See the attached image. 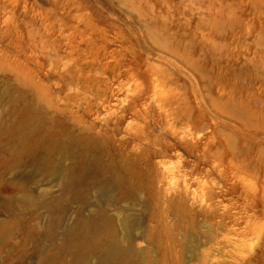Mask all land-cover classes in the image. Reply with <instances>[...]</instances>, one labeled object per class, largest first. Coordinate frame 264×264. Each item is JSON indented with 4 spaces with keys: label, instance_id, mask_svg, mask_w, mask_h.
<instances>
[{
    "label": "rangeland",
    "instance_id": "obj_1",
    "mask_svg": "<svg viewBox=\"0 0 264 264\" xmlns=\"http://www.w3.org/2000/svg\"><path fill=\"white\" fill-rule=\"evenodd\" d=\"M41 13L55 17L53 34L62 19L74 24L82 15L107 28L108 53L100 63L113 60V66L118 60L119 69L132 73H109L116 74L109 80L111 104L153 76L173 86L181 105L189 106L188 136L179 128L176 141L161 127L155 132L166 151L150 172L151 193L165 192L172 213L166 228L150 232L158 248L141 254L152 264H264V0H0V224L8 227L0 232V264H38L42 253L57 256L58 264H96L95 256L77 261L62 249L66 229L79 215H98L106 199L90 183L93 172L80 177L74 170L64 190L37 169L39 155L17 159L12 106L1 99L3 91H44L31 87L27 71L17 74V60L35 70L29 33L34 22H42ZM83 74L94 88L87 96L105 90L103 69L84 66ZM46 83L57 90L54 80ZM55 95L58 100L64 93ZM96 109L104 112L99 104ZM42 190L61 204L20 202L23 194ZM82 190L86 197L80 200ZM139 201L117 206L143 220L157 203ZM107 206L115 215L117 206ZM138 244L147 246L145 239Z\"/></svg>",
    "mask_w": 264,
    "mask_h": 264
},
{
    "label": "bare ground",
    "instance_id": "obj_2",
    "mask_svg": "<svg viewBox=\"0 0 264 264\" xmlns=\"http://www.w3.org/2000/svg\"><path fill=\"white\" fill-rule=\"evenodd\" d=\"M40 15L43 19L40 27L34 22L29 33L35 48L29 57L35 64V70H26L22 61L17 60V74L27 71L31 87L44 91L18 89L1 94L2 101L6 99L13 110L10 129L16 142V158L23 154L39 155L41 161L37 169L54 176L64 190L69 187L74 170L80 177H85L89 170L93 172L90 183L106 199L101 206H97L95 213L98 215H79L66 229L62 240V249L72 251L77 261L95 256L96 264H152L141 253H147L150 247L158 248L159 239L150 232L161 226L166 228L170 217L168 213H172L165 206L168 201L165 192L162 197L151 193L153 179L150 172L161 163L156 159L166 151L155 132L161 127L176 141L179 139V128L188 136L189 106L181 105L178 96L172 93L173 86L153 76L149 83L131 85L123 98H117L111 104L110 96L114 91L110 89L109 80L116 74L111 77L109 73L118 71L120 66L118 60L113 66L110 65L113 60L107 61L104 66L100 63L108 53L107 28L94 23L90 15H82L74 24L62 19L57 34H53L55 17L48 13ZM81 21L85 24L83 28L78 24ZM50 42L53 52L48 49ZM62 44L66 45L65 54L59 50ZM84 66L90 71L103 69L107 74L104 91L98 88L95 94L87 96L86 92H93L94 88L89 83L91 79L83 74ZM123 67L119 69L120 75L127 72L128 76L132 75ZM46 80H54L57 90L51 91ZM70 83L75 85V91L67 89ZM167 85L169 88H166ZM56 93H64V96L57 100ZM98 104L104 112L95 110ZM86 116L94 118L90 121ZM70 119L74 122L70 123ZM96 176H100L101 180L97 181ZM47 195L46 190L38 195L26 193L20 197V202L29 207L45 208L61 204L60 197L48 199ZM79 197L80 200L86 197L85 190ZM142 197L148 201L154 199L157 203L146 214V219L135 217V211V214H126L129 207L123 209L117 206L120 201L134 202ZM107 205L110 208L117 206L115 215L109 214ZM86 209L89 210L88 206ZM7 229V225L0 224V232L5 234ZM138 239H145L146 248H140ZM38 264H58V259L57 256L42 253Z\"/></svg>",
    "mask_w": 264,
    "mask_h": 264
}]
</instances>
